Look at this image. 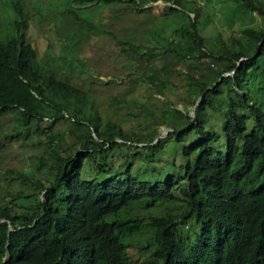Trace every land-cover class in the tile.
<instances>
[{
  "label": "trees",
  "instance_id": "1",
  "mask_svg": "<svg viewBox=\"0 0 264 264\" xmlns=\"http://www.w3.org/2000/svg\"><path fill=\"white\" fill-rule=\"evenodd\" d=\"M162 1L156 34L171 36L126 42L121 52L136 66L128 75L163 97L165 137L149 130L152 119L148 131L126 127L130 111L103 117L90 92L42 73L27 18L0 38V118L19 115L10 137L44 134L32 144L41 149L35 168L20 171L0 203V264H134V249L139 264H264V24L213 51L192 12ZM221 1L264 20L263 0ZM175 63L183 82L173 81ZM176 93L183 110L173 106Z\"/></svg>",
  "mask_w": 264,
  "mask_h": 264
},
{
  "label": "rangeland",
  "instance_id": "2",
  "mask_svg": "<svg viewBox=\"0 0 264 264\" xmlns=\"http://www.w3.org/2000/svg\"><path fill=\"white\" fill-rule=\"evenodd\" d=\"M179 1L178 7L184 13L192 12L191 16L198 20L200 29L204 30L205 43L213 51L217 50L220 39H227L230 35L237 37L248 26L264 24L257 13H243L240 3L233 10L229 3L221 0ZM135 2L137 5L125 0L79 5L72 0H0V38L5 40L15 35L16 20L27 18L26 37L37 51L36 64L42 73L54 72L57 77L90 92L93 106L103 117L112 114L120 119L130 111V119L124 122L126 127L142 132L153 121L149 130L165 137L169 130L161 122L160 111L165 107L161 103L163 97L147 82L134 81L128 75L136 66L126 61L128 55L121 52V45L126 42L145 43L152 36L159 35L156 33L163 21L160 15L168 3L162 0ZM17 6H21L23 14L15 9ZM197 12L199 15L196 17ZM169 35L171 31L166 28L159 35L160 40ZM74 56L77 61L85 63L87 73L83 76L79 75L77 65L70 61ZM164 62L173 63V60L169 62L164 59ZM172 66L175 70L173 81L183 82L177 71L185 70L184 66L176 63ZM180 97L182 93L175 96L173 106L183 110ZM133 98H136L135 102L131 100ZM193 114V110H190L189 115ZM18 118L15 112L0 118V136L7 139L0 153L1 204L6 191L19 186L20 171H27L29 166L35 168L41 149L32 144L35 136L40 139L44 137V134L33 132V129L30 132L23 129L21 135L10 137L21 129ZM147 118L150 121L147 122ZM67 126L66 122L60 123L58 129ZM131 162L135 164L137 160ZM137 167L138 164H135L132 169L136 171ZM10 170H15L17 175ZM33 173L34 176L38 175L36 170ZM10 178L15 180L11 181ZM6 200L10 201L8 198ZM130 253L134 264L141 263L136 249Z\"/></svg>",
  "mask_w": 264,
  "mask_h": 264
},
{
  "label": "water",
  "instance_id": "3",
  "mask_svg": "<svg viewBox=\"0 0 264 264\" xmlns=\"http://www.w3.org/2000/svg\"><path fill=\"white\" fill-rule=\"evenodd\" d=\"M226 75H228V74H226ZM194 112V111H193Z\"/></svg>",
  "mask_w": 264,
  "mask_h": 264
}]
</instances>
